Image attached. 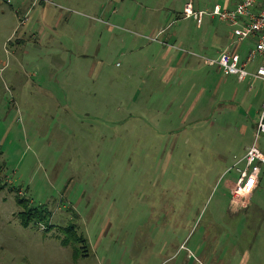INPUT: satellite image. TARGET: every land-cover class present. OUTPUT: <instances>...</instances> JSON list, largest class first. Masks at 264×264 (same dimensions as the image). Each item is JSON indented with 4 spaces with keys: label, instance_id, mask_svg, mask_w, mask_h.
I'll use <instances>...</instances> for the list:
<instances>
[{
    "label": "rangeland",
    "instance_id": "374dc122",
    "mask_svg": "<svg viewBox=\"0 0 264 264\" xmlns=\"http://www.w3.org/2000/svg\"><path fill=\"white\" fill-rule=\"evenodd\" d=\"M230 1L0 0V264H264V166L231 195L254 82L213 64Z\"/></svg>",
    "mask_w": 264,
    "mask_h": 264
},
{
    "label": "built area",
    "instance_id": "2783aa9c",
    "mask_svg": "<svg viewBox=\"0 0 264 264\" xmlns=\"http://www.w3.org/2000/svg\"><path fill=\"white\" fill-rule=\"evenodd\" d=\"M210 17H215L231 28L230 37L234 39L236 46L245 41L253 44L247 52L245 60L240 61L236 49H226L220 54L216 64L224 76H235L238 81L250 76L254 80L264 83V0H231L230 7L215 6ZM184 17H193L197 24L206 15L192 10L191 4H186ZM258 59L259 65L252 74L245 70V66L252 60ZM260 136H264V98L258 110V121L255 127L253 143L248 146L242 157L234 163L239 174L232 184L231 195L233 198L249 197L258 185V177L261 166H264V154L256 147L255 143Z\"/></svg>",
    "mask_w": 264,
    "mask_h": 264
},
{
    "label": "crops",
    "instance_id": "0c3cea01",
    "mask_svg": "<svg viewBox=\"0 0 264 264\" xmlns=\"http://www.w3.org/2000/svg\"><path fill=\"white\" fill-rule=\"evenodd\" d=\"M228 2V1H227ZM227 2L225 4V6H227ZM191 4V2H189ZM229 6V5H228ZM191 7H192V4H191ZM192 10L194 11L193 7H192ZM60 20L61 18L58 19L57 21V24L60 23ZM160 34L163 32V31H159ZM158 32V34H159ZM242 44V43H241ZM241 44H238V46H235L234 48L236 49L237 53L239 51V48H240V45ZM164 46H167L166 50L167 49H173L174 48V44L173 45H167V43H163ZM239 55V53H238ZM247 55V53H246ZM240 58V57H239ZM246 57H244L243 59H240V61H244ZM259 60L258 59H255V60H252L251 62H249L246 66H245V70L247 73L249 74H252L256 67L259 65ZM250 67V68H249ZM249 68V69H248ZM171 74V73H170ZM246 79H251L252 82H254L253 84V87L250 88V90L248 91V93H251L253 98L257 100V104L260 105L262 99L264 98V83L259 81V80H254L253 78H251L250 76L247 75V77L244 78V80H242L241 82L245 81ZM259 108V107H258ZM247 148V147H246ZM245 148V150H246ZM244 150V152H245ZM243 156V155H242ZM240 158V157H239ZM235 199V198H234ZM234 201V200H233ZM174 256V255H173ZM190 258H192V253L190 251H187L185 256H184V259L181 261L180 264H187V262H189Z\"/></svg>",
    "mask_w": 264,
    "mask_h": 264
},
{
    "label": "trees",
    "instance_id": "16d2710c",
    "mask_svg": "<svg viewBox=\"0 0 264 264\" xmlns=\"http://www.w3.org/2000/svg\"><path fill=\"white\" fill-rule=\"evenodd\" d=\"M260 175V174H259ZM19 216L20 217H22V218H24V217H29V218H32V217H34V216H36V214L34 213V211H32V210H30V211H28V213H20L19 214ZM39 217L40 218H45V221L47 222L48 221V219H49V217H50V214H46V215H43V214H41V213H39ZM47 217V218H46ZM22 223H24L25 225L27 224V222H24V221H21Z\"/></svg>",
    "mask_w": 264,
    "mask_h": 264
}]
</instances>
